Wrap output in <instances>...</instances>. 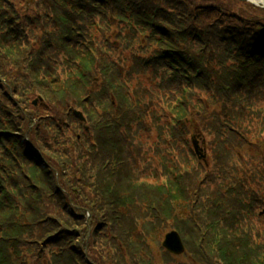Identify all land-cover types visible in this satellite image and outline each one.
Segmentation results:
<instances>
[{
  "label": "trees",
  "instance_id": "trees-1",
  "mask_svg": "<svg viewBox=\"0 0 264 264\" xmlns=\"http://www.w3.org/2000/svg\"><path fill=\"white\" fill-rule=\"evenodd\" d=\"M35 2L34 19L24 20L12 0H0V264H155L157 242L167 264L173 256L161 237L169 228L189 264H264V198L252 187L264 180L255 154L264 146V7ZM26 21L56 29L39 52L21 36ZM96 21L117 26L136 65L125 71L108 38L89 55L80 36ZM50 47L70 70L63 83L41 66L44 56L51 63ZM148 72L156 89L136 83ZM149 120L160 133L153 151L141 139ZM196 126L209 138L208 166L192 146Z\"/></svg>",
  "mask_w": 264,
  "mask_h": 264
},
{
  "label": "rangeland",
  "instance_id": "rangeland-1",
  "mask_svg": "<svg viewBox=\"0 0 264 264\" xmlns=\"http://www.w3.org/2000/svg\"><path fill=\"white\" fill-rule=\"evenodd\" d=\"M35 0H15L14 3L12 5H14V9L19 13V15H21L23 17V19L25 20V18H28V17H32L30 19H34L33 16H35L34 14L37 13V10L36 8H34L33 6L35 5ZM257 3V2H255ZM260 4V3H259ZM9 7V6H8ZM17 13V14H18ZM258 15H263V13H259ZM27 25V21L21 25V27H26ZM37 28H40L36 35H35V30H37ZM112 30L113 31H117V26L114 25L112 27ZM47 31V32H46ZM55 31V28L52 27V26H47V27H42L41 26V23L39 24H35V22H33L29 28H27L24 32V34L28 33L29 35H32L33 37L37 36L36 38H39L40 34H41V38L38 40L39 43H36V44H32L31 40H28V43L29 45L27 46V49H35L36 51H40L41 50V45L42 43H44L45 40H47L51 36V34H53ZM40 32V33H39ZM48 33V34H47ZM107 35V34H106ZM109 38H108V42L109 44L111 45H121L119 42L116 41V38L115 36H113L112 32H110L108 34ZM99 40L101 41V38H99ZM107 42V43H108ZM119 51L122 55V57L124 58L125 60V71L129 70L131 67V65H136L137 63H135V61H133L132 59V56H131V53L129 52V50H126L123 46H120L119 47ZM47 52H54V56L51 60V63H48L47 61L49 60L48 57L44 56V60L41 62V66L42 67H45V68H50L52 70L53 73H56L58 75H61V77H66V73L68 71V66L66 65V62L64 60V58L62 57V54L58 55V52L53 48V47H50ZM144 76H138L137 79H136V83H141L143 88L145 89H156L157 88V83H158V80L156 79V77L151 73V72H148V74H143ZM131 87V90L134 91L135 89V84L134 86H130ZM198 96V94H196ZM32 97V96H30ZM177 97V95L175 96ZM174 96H172L171 99H175ZM200 100V97L198 96L197 99H195V101H198ZM149 103H151L149 100H147ZM203 101V100H202ZM163 102V101H162ZM209 109H212V105H208L207 104V110ZM165 111L169 114L170 118H169V121L171 119V115H172V111L171 109H167L165 108ZM211 111L209 110V113ZM194 114H197L199 115L198 112H194ZM192 119V121L194 120V115L191 116V118H189V120ZM167 118L161 120V123L163 124V122H167L166 121ZM168 121V123H169ZM189 122V121H188ZM149 126H150V130L146 133H144L141 137L142 141L146 144L147 143V146L149 147L151 144H153V146H150L148 149H150V151H153L154 147L159 143L160 141V138H159V132L156 130V126L149 120ZM199 126V124H198ZM196 126V129H195V132L194 130L192 131V134H193V139L196 141V145H198V147L200 148H203L204 149V153H206L208 156L210 155L209 154V144H208V139H206L205 135L203 134V132H201V129ZM53 128L51 127L49 130H52ZM167 132L164 134V138L167 139ZM30 137V136H29ZM31 138V137H30ZM47 141L49 143H53V137L52 136H47ZM31 141H33V145H38V141L32 137L31 138ZM67 144V143H65ZM193 146V145H192ZM49 150V148H48ZM50 151V150H49ZM47 152L44 150L43 152V157H45L47 160H50V158H48ZM51 153V152H50ZM54 154L56 157L58 158H61V159H64V157L62 156H59L57 155L56 153H52ZM255 154L257 156H259V160L260 159H264V146H262V149L261 150H256ZM210 159V157H209ZM259 160L258 161H251L249 163V166L250 164H252L253 166H257L258 163H259ZM66 177V176H65ZM77 177H80L79 179V188L81 187V184L84 185V180H83V177L85 178V176H83L82 172L77 174ZM252 187L254 188V190L256 192H258V194L260 196H262L264 198V180L260 182L259 185L255 184V185H252ZM65 191L66 192V195L68 196H71V197H74L76 195V192H73L69 189H67V187L65 186ZM263 208H261L259 211H261ZM171 230V228L165 230L164 232V235L161 237V244H162V241L164 239V236L166 233H168L169 231ZM152 244V242H151ZM152 251H153V255H155V264H166L165 262V259L163 257V251L160 250L159 248V245H158V242L157 244L156 243H153L152 245ZM165 251V250H164ZM164 259V260H163ZM97 261H98V253H97ZM167 264H189V259L187 257H184V256H181V257H175L173 256V260L169 261Z\"/></svg>",
  "mask_w": 264,
  "mask_h": 264
},
{
  "label": "water",
  "instance_id": "water-1",
  "mask_svg": "<svg viewBox=\"0 0 264 264\" xmlns=\"http://www.w3.org/2000/svg\"><path fill=\"white\" fill-rule=\"evenodd\" d=\"M79 115L82 117L81 113ZM163 246L175 254H182L185 251V246L177 231H172L166 235Z\"/></svg>",
  "mask_w": 264,
  "mask_h": 264
}]
</instances>
